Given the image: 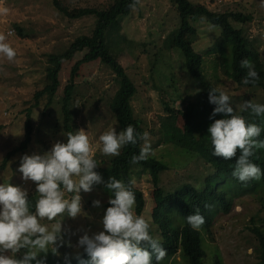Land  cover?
<instances>
[{
  "label": "rangeland",
  "instance_id": "rangeland-1",
  "mask_svg": "<svg viewBox=\"0 0 264 264\" xmlns=\"http://www.w3.org/2000/svg\"><path fill=\"white\" fill-rule=\"evenodd\" d=\"M70 10L79 8L102 9L113 0H60ZM203 4L215 12H243L253 14L254 21L246 27V37L260 51L264 61V7L260 0H191ZM0 36L13 47L16 56L13 61L0 54V167L6 156L18 148L25 138V122L28 110H32V139L28 148L18 151L0 169V183L18 185L28 190V196L37 195L35 183L21 180L17 171L24 154H43L56 142H65L62 118L58 101L46 109L48 97L39 100L35 95L47 83V54L63 52L71 42L82 35H91L95 19L84 17L71 20L58 12L51 0H0ZM178 16L170 0H140L130 17L112 28L108 43L113 53L122 62L137 86L133 106L138 116L145 121L150 134V155L166 164L169 169L162 175V184L167 191L191 184L201 189L210 169L205 161L193 154H187L178 145L184 137V120L181 116L173 120L166 111V105L176 112H184L187 105L194 104L195 126L204 122L201 107L194 103L193 96L198 88L187 76L182 58L177 52L164 48L163 41L177 26ZM18 28L22 33H19ZM198 41L195 50L203 58V72L217 88L226 91L236 114L242 115L244 101H264V90L245 88L222 73L219 61V31H205V25L198 24ZM11 32V33H10ZM79 54L75 59H80ZM74 60V62L76 61ZM73 61L66 63L62 73L63 86L69 79ZM172 75V81L170 77ZM170 86V84H172ZM60 89L59 97L63 87ZM118 89L113 72L103 64L95 62L82 67L77 79L72 104L76 130L83 129L89 137L93 158L97 160L98 171L105 182L102 169L110 163L111 156L99 151V136L110 127L119 131L111 102ZM171 135L172 138L168 139ZM174 136V138H173ZM134 173L135 186L143 191L146 208L142 216L150 223V232L159 237L157 226L152 219V183L148 174ZM220 190L228 192V212H215L210 230L204 233L205 264H258L259 235H264V186L259 183L247 190L230 188L229 182L219 183ZM84 216L75 219L65 217L62 221L63 243L57 254L41 253L37 259L44 264L56 260H74L84 254L77 246V240L85 231L91 235L102 230L100 219L109 199L104 184L95 185L88 193L81 192ZM70 197V193H66ZM99 199L101 208L92 207V201ZM135 208V206H134ZM177 223L181 220L178 210L171 212ZM41 223L49 225L46 219ZM23 250L16 253L20 258ZM6 255L10 254L8 252ZM35 264V261H33ZM167 264H187L181 251Z\"/></svg>",
  "mask_w": 264,
  "mask_h": 264
},
{
  "label": "trees",
  "instance_id": "trees-1",
  "mask_svg": "<svg viewBox=\"0 0 264 264\" xmlns=\"http://www.w3.org/2000/svg\"><path fill=\"white\" fill-rule=\"evenodd\" d=\"M51 2L58 12L71 20L93 17L95 26L91 35L79 36L63 52L47 54V83L40 92L36 93V105L45 96L48 97L46 109L54 101H58L66 142L67 132L76 130L72 104L81 69L86 65L99 62L113 72L118 85L110 107L119 129L122 130L131 124L137 131H146L145 121L137 115L133 106V100L137 95V86L108 43L112 28L130 17L133 10L139 6L140 0H113L102 9L79 8L74 10H70L60 0H51ZM170 2L177 13L178 24L164 39L163 45L168 51L177 52L181 56L187 76L198 88L193 96V101L201 107L200 114L206 117L204 122L195 126L196 112L194 104L187 105L186 110L179 113L167 104L166 111L171 119L175 120L178 116H181L184 120V137L182 138L180 135L179 142L176 143L173 139L171 143L180 146L183 152L203 159L210 171L206 175L201 189L186 184L175 191H167L162 184V175L169 169L166 164L151 155L138 164L133 165L130 163L131 156L138 154L140 146L138 144L122 148L120 155L112 157L110 163L102 169V173L106 181L112 176L124 182L130 179L134 180L135 172L139 175L148 174L153 188L152 219L157 226L162 246L167 253L161 264H167L180 251L186 258L187 264H205L206 252L203 235L210 230L215 212L219 209L228 212L230 207L229 194L225 190H220L219 183L229 182L230 188L247 190L258 183L264 186V175L259 180L242 183L231 174L236 157L225 160L211 154L212 145L207 135V127L212 123L209 116L214 105L208 102V91L211 87L216 86L206 78L203 72V58L194 48V44L199 38L197 25L200 24V18H206V21L216 25V30L219 31V61L223 75L232 79L241 87L264 90V61L260 51L246 37V27L255 19L253 14L240 11L215 12L205 5L193 3L191 0H170ZM18 31L22 33L19 28ZM79 54H83V56L76 60L75 57ZM242 59H248L259 74V78L254 84L244 85L241 83L242 78L246 75V69L240 67ZM74 60L76 61L74 62ZM71 61L74 64L69 79L63 86L62 73L66 63ZM169 77V81H172V75ZM172 85L173 83L170 84V86ZM62 86L64 88L59 97ZM259 103L264 104V101ZM232 107L236 114L237 110L234 106ZM31 114L32 110L29 109L25 122L24 141L6 156L0 169L5 168L8 159L13 154L18 151L24 152L31 143L33 133ZM242 115L246 121L256 123L264 129V116L255 117L250 115L248 111H242ZM220 118H223L222 114H217L213 119ZM169 138H172L171 135L168 136ZM258 139H264V131L261 132ZM238 155L239 152H237ZM251 159L264 171V149H257ZM133 191L136 197L134 212L143 215L146 208L143 191L137 188L135 184L133 185ZM28 197L32 201V210L34 211V203L38 196L30 195ZM108 206L107 203L106 207ZM196 208H199L205 221L199 231L190 229L185 221V217L192 214ZM173 210H178L180 214L181 220L179 223L171 215ZM257 233L259 235L258 264H264V235L259 231ZM50 264H89V257L84 252L80 258L74 260L59 259Z\"/></svg>",
  "mask_w": 264,
  "mask_h": 264
},
{
  "label": "clouds",
  "instance_id": "clouds-1",
  "mask_svg": "<svg viewBox=\"0 0 264 264\" xmlns=\"http://www.w3.org/2000/svg\"><path fill=\"white\" fill-rule=\"evenodd\" d=\"M260 5L264 7V0H260ZM7 11L0 8V14ZM199 23L205 25L207 33L216 29V25L204 17ZM4 41L5 37L0 36V54L13 61L16 51ZM240 67L246 69L242 84H254L258 80L259 74L248 59H242ZM208 102L214 105L209 116L212 123L207 127L211 154L225 160L236 157L231 174L238 181L259 180L264 171L251 157L257 149H264V139H258L264 129L246 121L243 115L235 114L230 96L224 90L211 87ZM241 111L261 117L264 116V104L244 101ZM217 114H222L223 118L213 119ZM98 143L100 153L111 157L119 156L126 146L139 144L138 154H133L130 159L133 165L146 160L151 153L149 132L137 131L131 124L119 131L110 127L99 136ZM98 166L83 129L67 132L66 142L54 143L43 154L21 156L17 171L21 180L35 183L38 198L33 211L27 189L0 183V264H33V261L44 264L43 259H37L41 253L57 254L63 243L62 221L65 217L84 216L80 194L91 192L99 184H104L110 193L109 206L100 219L102 230L91 235L85 231L77 240V246L89 257V264H161L167 255L161 239L151 234L148 220L134 212L135 181L124 182L110 176L105 182L95 170ZM92 207L101 208V200L94 199ZM44 219L54 223L45 225L41 223ZM185 221L194 231H199L205 222L199 208L186 216ZM21 250V257L16 258L15 254ZM6 252L10 254L6 255Z\"/></svg>",
  "mask_w": 264,
  "mask_h": 264
},
{
  "label": "built area",
  "instance_id": "built-area-1",
  "mask_svg": "<svg viewBox=\"0 0 264 264\" xmlns=\"http://www.w3.org/2000/svg\"><path fill=\"white\" fill-rule=\"evenodd\" d=\"M11 33V32H10Z\"/></svg>",
  "mask_w": 264,
  "mask_h": 264
}]
</instances>
